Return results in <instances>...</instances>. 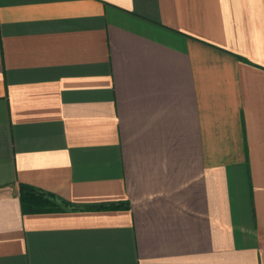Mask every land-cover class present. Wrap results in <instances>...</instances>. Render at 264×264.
Segmentation results:
<instances>
[{"label":"crops","instance_id":"0c3cea01","mask_svg":"<svg viewBox=\"0 0 264 264\" xmlns=\"http://www.w3.org/2000/svg\"><path fill=\"white\" fill-rule=\"evenodd\" d=\"M0 264H264V0H0Z\"/></svg>","mask_w":264,"mask_h":264},{"label":"trees","instance_id":"16d2710c","mask_svg":"<svg viewBox=\"0 0 264 264\" xmlns=\"http://www.w3.org/2000/svg\"><path fill=\"white\" fill-rule=\"evenodd\" d=\"M19 196L25 212L58 210L62 201L53 193L40 190L27 184H20ZM121 204L102 206L118 208Z\"/></svg>","mask_w":264,"mask_h":264}]
</instances>
